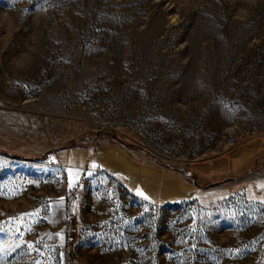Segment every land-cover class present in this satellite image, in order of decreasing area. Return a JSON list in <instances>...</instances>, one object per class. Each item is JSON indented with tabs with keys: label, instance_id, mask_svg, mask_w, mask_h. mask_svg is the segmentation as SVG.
I'll return each instance as SVG.
<instances>
[{
	"label": "rangeland",
	"instance_id": "obj_1",
	"mask_svg": "<svg viewBox=\"0 0 264 264\" xmlns=\"http://www.w3.org/2000/svg\"><path fill=\"white\" fill-rule=\"evenodd\" d=\"M0 264H264V0H0Z\"/></svg>",
	"mask_w": 264,
	"mask_h": 264
},
{
	"label": "crops",
	"instance_id": "obj_2",
	"mask_svg": "<svg viewBox=\"0 0 264 264\" xmlns=\"http://www.w3.org/2000/svg\"><path fill=\"white\" fill-rule=\"evenodd\" d=\"M125 147L132 149V147H129L127 145H125ZM134 151L138 152V150L136 149ZM119 156L121 158L120 159L116 158V159L122 164L124 169L117 170V173L124 177L122 178L124 179L125 186L136 192L141 191L145 193L146 196L155 200L178 201L186 198H192L197 202H199V204L201 205H211L216 202L227 200L232 192L231 189L232 187L230 186L227 187L226 185L220 186L222 189L226 190L225 196L219 198H213L207 201L203 198H199V193H201L204 188H199V189L196 188L193 182L187 180L185 177H182L180 174L178 175L176 172L169 170V167L161 165L160 163H157L155 161H153L154 163L151 164L146 160H143L142 157H136L135 155L129 157V155L125 151H121L120 153H118V157ZM141 168H146V173L141 172ZM167 172L171 174V176L175 177L179 182L181 183L184 182L187 185L185 191L182 192L183 194L169 196V197H165L161 195L160 190L163 182V175ZM211 187H219V186L214 185Z\"/></svg>",
	"mask_w": 264,
	"mask_h": 264
},
{
	"label": "trees",
	"instance_id": "obj_3",
	"mask_svg": "<svg viewBox=\"0 0 264 264\" xmlns=\"http://www.w3.org/2000/svg\"><path fill=\"white\" fill-rule=\"evenodd\" d=\"M76 139H78V138H72V139H70V140H69V144H71V143H72L73 141H75ZM124 144H127V146L132 147V148H134V149H136V150H138V151H141V152H143V153H146V154H148L149 156H151L152 158L156 159V158L150 153V151H148L147 149H145L144 147H142V146H140V145H136V144H132V143H124Z\"/></svg>",
	"mask_w": 264,
	"mask_h": 264
},
{
	"label": "water",
	"instance_id": "obj_4",
	"mask_svg": "<svg viewBox=\"0 0 264 264\" xmlns=\"http://www.w3.org/2000/svg\"><path fill=\"white\" fill-rule=\"evenodd\" d=\"M114 138H115L116 140H118V141H121V142L124 144V142H123L119 137L114 136ZM125 145H127V144H125ZM226 180H228V178L225 179V181H226ZM220 183H221V181H219V182H213V183H210V185H211V186H214V185H218V184H220Z\"/></svg>",
	"mask_w": 264,
	"mask_h": 264
}]
</instances>
